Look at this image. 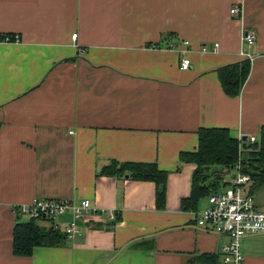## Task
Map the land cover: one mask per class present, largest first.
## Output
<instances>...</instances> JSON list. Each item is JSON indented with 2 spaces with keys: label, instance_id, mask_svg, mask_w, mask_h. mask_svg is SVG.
<instances>
[{
  "label": "crops",
  "instance_id": "obj_1",
  "mask_svg": "<svg viewBox=\"0 0 264 264\" xmlns=\"http://www.w3.org/2000/svg\"><path fill=\"white\" fill-rule=\"evenodd\" d=\"M246 31L256 33L252 48ZM4 33L20 41H0V264L222 261L227 237L196 225L207 197L182 208L196 165L180 156L198 148L203 127L240 139L264 125V0H0ZM243 52L251 72L232 97L217 69ZM114 160L165 170V208L156 182L102 174ZM254 197L264 210V185ZM37 198L90 199L99 212L81 221L82 236L16 255L14 207ZM71 218L58 221L63 231ZM242 253L264 264V233L244 238Z\"/></svg>",
  "mask_w": 264,
  "mask_h": 264
},
{
  "label": "trees",
  "instance_id": "obj_2",
  "mask_svg": "<svg viewBox=\"0 0 264 264\" xmlns=\"http://www.w3.org/2000/svg\"><path fill=\"white\" fill-rule=\"evenodd\" d=\"M18 34H0V41H15ZM164 40L169 41L164 45L171 47L174 33L166 35ZM173 37V38H172ZM172 38V39H171ZM152 44H149L151 46ZM157 46L163 44L157 43ZM251 60L241 61L222 66L217 69L224 92L232 97L240 95L250 72ZM258 139L253 143L241 141L232 136L229 128L203 127L198 131L199 145L195 151L182 152L181 163L196 165L192 188L189 197L182 200L184 210H195L199 202L210 194L223 190L230 185L225 181V174L236 171L241 164V171L248 173L253 178L251 192L264 185V125L261 127ZM180 168V166H179ZM128 172L131 178L145 181H154L158 185L156 204L163 210L166 205V187L168 173L162 170L157 163L112 161L102 169V174L118 176ZM236 174H233L235 177ZM23 215L17 213V222L14 227L13 252L20 256L32 255L38 246H61L68 239L63 229L56 228L53 221L48 218L22 220ZM120 216L117 217L120 220ZM49 224V226H47ZM152 241V240H151ZM150 243V240L147 241ZM154 247V241L151 242ZM221 254L201 253L194 254L186 264H221Z\"/></svg>",
  "mask_w": 264,
  "mask_h": 264
},
{
  "label": "built area",
  "instance_id": "obj_3",
  "mask_svg": "<svg viewBox=\"0 0 264 264\" xmlns=\"http://www.w3.org/2000/svg\"><path fill=\"white\" fill-rule=\"evenodd\" d=\"M239 12L238 6L231 9L233 15ZM73 37L76 39L78 34H74ZM256 40L257 36L254 31L245 32L243 41L246 46L254 47ZM15 41H20L19 35L15 36ZM183 43L190 44L189 41ZM242 54L249 59L252 58L248 52ZM191 64V59L185 55L181 61L182 69H189ZM242 138H240L241 141H243ZM257 139V135H251L247 137L246 142L253 143ZM252 184V176L242 172L239 163L236 167V176L230 181V185L210 194L207 197V205L196 214L197 227L227 237L228 242L222 249L221 264H245L242 253L243 239L250 235L264 233V210L256 204L254 194L251 192ZM14 211L29 219L48 218L53 221L56 228H60L58 221L61 217L72 213V218L65 228L68 239L82 236L84 229L81 221L85 220L87 215L99 212L92 206L90 199L74 203L69 200L41 198L27 205L16 206Z\"/></svg>",
  "mask_w": 264,
  "mask_h": 264
},
{
  "label": "rangeland",
  "instance_id": "obj_4",
  "mask_svg": "<svg viewBox=\"0 0 264 264\" xmlns=\"http://www.w3.org/2000/svg\"><path fill=\"white\" fill-rule=\"evenodd\" d=\"M233 174H236V171H233L231 174H225V181H232L233 180ZM29 218L27 216H23L22 220H28Z\"/></svg>",
  "mask_w": 264,
  "mask_h": 264
},
{
  "label": "water",
  "instance_id": "obj_5",
  "mask_svg": "<svg viewBox=\"0 0 264 264\" xmlns=\"http://www.w3.org/2000/svg\"><path fill=\"white\" fill-rule=\"evenodd\" d=\"M242 139H243V141H246L247 140V136H244Z\"/></svg>",
  "mask_w": 264,
  "mask_h": 264
}]
</instances>
